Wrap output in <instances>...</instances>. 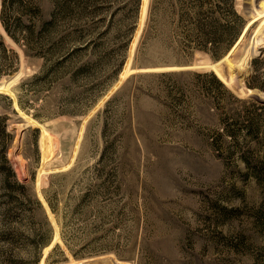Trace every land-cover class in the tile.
<instances>
[{"label":"rangeland","instance_id":"1","mask_svg":"<svg viewBox=\"0 0 264 264\" xmlns=\"http://www.w3.org/2000/svg\"><path fill=\"white\" fill-rule=\"evenodd\" d=\"M0 36V264H264V0H0ZM218 69L245 104L191 96Z\"/></svg>","mask_w":264,"mask_h":264},{"label":"trees","instance_id":"2","mask_svg":"<svg viewBox=\"0 0 264 264\" xmlns=\"http://www.w3.org/2000/svg\"><path fill=\"white\" fill-rule=\"evenodd\" d=\"M143 1H145V0H143ZM143 5H144V2H143ZM242 22H243V18L240 17L237 13H234L231 11V18L226 19L224 22H221L220 19L219 20L217 19V20H212L210 22L208 21L204 25L206 26L205 29L208 32L212 28H214V25H217V27L219 29L223 30V32L226 35H233V37L231 38V41L229 42V45L227 46V49H228L232 46L233 42H235V40H237V38L239 37L240 25L242 24ZM2 24H3V27L6 29V31L12 37H14L13 34L10 32V30L7 26V23L4 21V19H3ZM202 25L203 24H201V26ZM202 29L204 30L203 27H202ZM245 29H246V27H245ZM245 29L243 30V33L240 36V39L242 38V36L245 32ZM240 39H239V41H240ZM0 40H1V36H0ZM0 45L2 46V50L4 51L5 50V47L3 48L4 45L1 43H0ZM257 63H258V59H255L252 61L253 66H256ZM185 73H187V72H183V74H185ZM214 74H212V73H201V72H189L188 75L191 76V80H192L191 86H193V88L195 89V91L193 92V94H191V96L194 95L195 93L198 94V96H201L203 99H205V102H203L204 104L211 105V106H213V107H211V109L215 108L216 110L224 109V107L221 106V103L225 97L230 98L231 100H233L236 103H242V104L246 103V101H243V100L239 99L238 97H236L232 93V91L226 86V84L224 83L225 79L223 76H221L219 69L217 70V74L216 73H214ZM176 75H177L176 72H173V73L171 72L169 74H166V76H169V77H174ZM174 84H175V89H176V95H179V97L172 96L171 94H170V96L173 97L172 99L174 101L181 102V101H183V99L185 97H187L185 94L187 90L179 82H176ZM254 87H257V86H253V88ZM259 88H262V87L260 86ZM190 93H192V92H190ZM251 108L254 109L253 112L248 114L247 119H245V121L242 122L243 128L250 135L255 133L256 131H258L260 129V120L258 118L260 116V114H256L258 111V108H256L255 105L252 106ZM225 115H226V117H225L226 119L223 120L225 123L224 132H225V134H228L232 137H235L237 134V133H235V131H236L235 128L240 124V122L235 120L234 117H231L228 114V112H226ZM249 115H251V116H249ZM6 122H7V117L0 115V165L2 166V169L6 172V175L8 177H12L13 179H15L14 184L16 186H18L22 192H24L25 187H24V185L18 183V181L16 180L15 173L12 170L10 162L6 156L8 146L10 145V142L13 139V135L11 133L7 132V123ZM229 127H231V128L229 129ZM23 195H24V193H23Z\"/></svg>","mask_w":264,"mask_h":264},{"label":"bare ground","instance_id":"3","mask_svg":"<svg viewBox=\"0 0 264 264\" xmlns=\"http://www.w3.org/2000/svg\"><path fill=\"white\" fill-rule=\"evenodd\" d=\"M7 39L11 42V40L8 37H7ZM131 72L133 73V70H131ZM22 74H23L22 72H19V73L15 74L14 76H12V77H10L8 79H5V80L1 81L0 82V93H11L10 90H12L14 92L13 88L17 84V82L20 80ZM29 125H33V126L35 125L36 126V125H38V123H36V122L32 121L31 119L27 118V126H29ZM33 128L41 130V128H39L38 126L37 127H33ZM42 130H43V132H42ZM42 130H41V133H44V159H45L44 164H46V163H48L51 160L55 150H54V146L52 145V140L50 138V133L51 132H49L45 128H43ZM41 137H42V135H41ZM58 237H60V236H58ZM57 240L60 242L59 238ZM54 241H56L55 238H54ZM55 244H56V242H55ZM72 262L75 263V261H73V260H72ZM117 264H128V263L117 262Z\"/></svg>","mask_w":264,"mask_h":264},{"label":"water","instance_id":"4","mask_svg":"<svg viewBox=\"0 0 264 264\" xmlns=\"http://www.w3.org/2000/svg\"><path fill=\"white\" fill-rule=\"evenodd\" d=\"M185 69H188V68H185ZM223 83V82H222ZM224 84V83H223ZM225 85V84H224ZM232 90L234 91V89L232 88Z\"/></svg>","mask_w":264,"mask_h":264}]
</instances>
